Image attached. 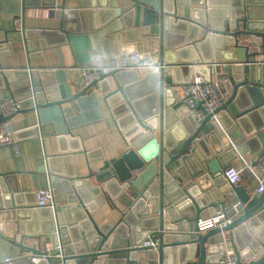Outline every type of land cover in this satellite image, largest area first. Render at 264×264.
Segmentation results:
<instances>
[{
    "label": "water",
    "instance_id": "water-1",
    "mask_svg": "<svg viewBox=\"0 0 264 264\" xmlns=\"http://www.w3.org/2000/svg\"><path fill=\"white\" fill-rule=\"evenodd\" d=\"M61 8L58 32L75 60L67 71L134 52L161 67L108 71L71 92L58 69L39 70L36 85L0 63V87L23 100L17 113L35 114L36 136H55L58 148L36 172L0 174V264H218L226 242L236 264H264V188L253 194L223 178L237 155L253 166L264 155V0H61ZM21 31L28 51L40 48L34 31ZM9 47L0 42V57ZM194 74L226 97L212 115L173 91ZM99 105L128 149L79 178L62 165V144L79 121L101 117ZM40 176L53 207L36 206ZM234 200L242 211L230 225L196 232L217 207L231 216ZM104 206L118 214L114 224L92 217ZM151 231L157 251L138 248Z\"/></svg>",
    "mask_w": 264,
    "mask_h": 264
},
{
    "label": "crops",
    "instance_id": "crops-1",
    "mask_svg": "<svg viewBox=\"0 0 264 264\" xmlns=\"http://www.w3.org/2000/svg\"><path fill=\"white\" fill-rule=\"evenodd\" d=\"M52 1H55V6L52 8L44 6L51 4ZM25 3L26 7L23 6L24 0H0V42L5 41L10 45L9 51L11 50V53L0 57L2 67L6 70L25 69L33 76L36 85L39 70L58 69L62 71L61 78L66 79L71 92L81 90V68L83 67L66 70L73 66L75 60L71 47L64 42L62 33L58 32L61 27V0H25ZM22 28L34 31L40 42L39 49L33 52L28 51ZM110 60L107 59L106 64ZM47 78L52 80L49 76ZM178 88L179 86L173 88L174 93L178 91ZM6 96H9L8 91L0 87V101ZM98 111L101 117L90 116L89 119L79 121L70 129L71 137L74 138L72 142L67 139L62 144V147L67 149L62 165L66 166L68 171L73 170L75 176L79 178L98 171L104 161L118 158L128 149L125 139L106 107L99 105ZM9 123L15 132L13 139L17 143L20 154L16 158L9 147L0 148V174L36 172L43 165L45 157L52 158L58 154L55 136H36L37 133L33 131L36 125L35 114L17 113L9 119ZM242 159L252 164V160L246 155L242 156ZM231 165L240 170L243 167V161L236 159L231 162ZM240 178L242 180L239 186L251 192L255 191L257 183L250 172L242 170ZM39 183L40 189L49 188L45 177L40 176ZM220 210L219 207L215 208V212ZM92 217L98 224L105 222L114 224L119 218L116 212H109L107 206L102 207ZM225 246L228 250H232L228 242Z\"/></svg>",
    "mask_w": 264,
    "mask_h": 264
},
{
    "label": "built area",
    "instance_id": "built-area-1",
    "mask_svg": "<svg viewBox=\"0 0 264 264\" xmlns=\"http://www.w3.org/2000/svg\"><path fill=\"white\" fill-rule=\"evenodd\" d=\"M161 66L147 53H129L123 54L119 58H111L110 62L105 66H86L81 68V86L86 89L94 81L100 78V75L107 73L108 71H124L133 70L141 71L144 68L149 69H159ZM176 97L182 100L184 105L189 109L194 111V107L197 103H201L202 109L207 114L212 115V113L219 108L226 100L225 95H223L217 88L214 80L207 82L205 78L201 75L194 74L190 82L187 84H181L178 91L175 92ZM23 107V100H16L13 97L6 96L0 101V148L4 146L9 147L12 150L13 156L18 157L20 151L18 149L16 141L13 137L15 132L12 130L9 120L6 118L13 116L15 113L20 111ZM197 119L200 121L203 119L204 115L201 110H195ZM213 117L215 115L213 114ZM237 159L243 161V167L237 170L235 167L228 166L223 170V178L226 180L227 184L232 186H239L242 178H240V173L242 170H247L250 172L251 176L256 180V188L253 194H260L264 188V155L256 160V165L253 166L251 163H247L242 159V156L237 155ZM53 194L50 188L40 189L35 193L36 206L38 208L43 206L53 207ZM242 207L238 201H234L230 212L221 209L215 212V215L207 218H199L196 224L197 233H205L211 229H223L230 225L233 220L241 214ZM158 232L151 231L146 236V238L137 246L138 248L146 249L148 247L153 250L157 249L158 246ZM224 238V233H222ZM157 251V250H156ZM5 262H10L7 258ZM218 264H236V255L233 250H228L221 253L218 257Z\"/></svg>",
    "mask_w": 264,
    "mask_h": 264
}]
</instances>
